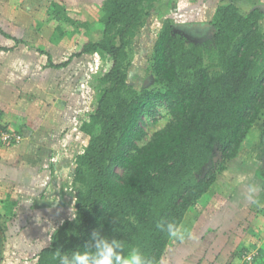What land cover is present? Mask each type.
Listing matches in <instances>:
<instances>
[{"label":"trees","instance_id":"1","mask_svg":"<svg viewBox=\"0 0 264 264\" xmlns=\"http://www.w3.org/2000/svg\"><path fill=\"white\" fill-rule=\"evenodd\" d=\"M161 1L104 0L97 41L88 37V19L69 11L64 0H52L46 8L45 19L59 39L79 35L77 50L62 63L37 49L48 68L66 69L86 55L105 57L90 82L97 88L94 111L79 119L78 131L88 142L72 157L75 219L55 230L32 264H59L58 248L83 250L93 232L121 239L127 249L139 248L153 261L164 258L173 239L157 224L183 223L189 213H203L218 175L244 152L255 124H264V11L259 8L243 13L235 3L219 6L206 42L190 41L168 21L154 45L152 85L139 91L129 83L134 42ZM0 34L14 43L0 45V52L26 44L1 26ZM160 105L172 120L147 140L145 118ZM0 131L9 130L0 126ZM257 157L264 161V155ZM5 242L0 222V264ZM252 253L249 263L255 264L262 252Z\"/></svg>","mask_w":264,"mask_h":264},{"label":"rangeland","instance_id":"2","mask_svg":"<svg viewBox=\"0 0 264 264\" xmlns=\"http://www.w3.org/2000/svg\"><path fill=\"white\" fill-rule=\"evenodd\" d=\"M13 1L17 2L18 0H8L10 5L6 3L7 0H0V26L9 31L11 25L5 19L7 17H18L20 19L19 24L22 23L19 35L26 37L28 43L27 46H21V51L12 56L0 55V66L3 67V71L0 73V81L6 80L10 87L5 86L7 83L2 84L5 86L4 89L10 93H15V96L5 99V105L0 103V126L8 129V132L19 134L22 138L30 137L32 140H40L49 149L46 154H49L52 160H56V158H59V161L69 160L70 157H74V154L76 156L77 150H84L87 145L88 137H84L78 131L79 119L81 116L94 111L97 88H92L90 82L93 75L100 70L105 55L98 53L74 59L70 66L62 70L48 68L47 57L40 55L37 49L44 48L52 54L56 63H62L68 60L77 50L79 35L59 39L54 26L49 24L47 18L45 19L48 11L44 7H47L52 0H40V2L39 0H19L23 4L22 7H25L23 18L20 16L22 13L20 10H13L11 5ZM103 2L104 0H66L69 11L83 15L91 23L88 37L94 41L99 40L102 36L103 25L100 18ZM231 3L238 5L243 13L255 8L264 11V0H162L158 3V10L147 18L145 26L141 29L130 53L132 65L129 73V83L139 91L152 85L151 72L149 71L151 57L157 37L168 21L173 24L174 31L181 32L190 41L206 42L213 35L210 22L217 8ZM162 4L165 5L161 7ZM193 27L201 29L193 32L191 29ZM3 44L8 45L9 43L0 42V45ZM5 107H8L9 113L13 112V115H15L14 110L16 112L23 111L24 113L26 110L28 114L30 113L36 117L35 119L40 124L39 128L29 125L32 122L25 119L26 115L20 113H18L20 119L17 120L22 121V124L16 121L12 122L9 119V121H6L3 115L9 118L10 115L7 114V108L5 109ZM171 120L172 116L166 106H158L152 118H145L144 127L148 135L147 140L156 132L164 129ZM57 129L60 130L56 132ZM61 133L62 135H60ZM263 135L264 124L262 121H258L247 140L246 149L235 160L236 163L235 161L229 162L227 170L218 175L208 201L204 202L205 211L203 213H189L183 222L192 232L193 238H186L183 242L173 239L163 258L164 264H173L174 257L180 252L182 254L184 252L189 253L188 260L193 261V255H199L203 250L201 251L200 246L190 245L191 242L200 241L209 233V230L215 228H219V231L210 234V237L208 236L215 239L211 241L210 245H207L210 252H214V258L211 259L213 264H251L247 262V257L250 254L252 256L255 254L252 251L254 249L260 252L264 250V247H261V241L256 243V240H254L249 226L252 225V219L255 220L259 218L257 217L259 213H264V207L253 205L246 199L247 185L262 183L256 178V167L252 169V165L254 164L253 159L259 163L258 154L264 155ZM3 144L4 146L0 145L3 147L2 149H7L6 143ZM64 148L66 150L72 148V150L65 151ZM255 154L256 158H252ZM218 157L215 158V162L218 161ZM261 164L262 162L259 163L258 168L261 167ZM237 166L240 168V172L237 171ZM228 167L231 168L230 172H228ZM245 172L248 173L244 175ZM65 183L58 191L53 190L51 194L49 193L46 201L49 197L51 201L49 203H52L54 207V205H60L62 200L66 204L68 203L73 211L76 190L72 188L70 182ZM259 194L264 198V190ZM227 209L228 211L233 210L232 213L235 217L226 219L229 218L225 215L228 214ZM71 213L54 217L56 225L59 227L66 219L74 221L75 210ZM4 220L6 218L1 215L0 222L2 224ZM263 222L264 218L260 222L262 223L261 229L264 227ZM45 224L44 229H46V232L42 231L45 239L41 248L51 244L52 235L57 227L54 226L53 221L48 222L47 218ZM247 228L250 229L248 233H246ZM224 230L227 232L224 233ZM233 232L235 236L232 235ZM26 235L30 234H22L21 236L26 239ZM38 235L35 234V236ZM261 235L264 236V230H262ZM30 236H34V234ZM244 238L245 240H243ZM241 244L244 247H241ZM10 246L12 247L9 253L12 257L20 256V253L25 251L24 248H18L15 244L11 243ZM184 246L189 247L187 249ZM260 258L263 259V255ZM261 259L255 264H264L260 262ZM22 260V257L20 259L18 257L20 263ZM24 260H28V257ZM2 263L14 264L12 258H8Z\"/></svg>","mask_w":264,"mask_h":264},{"label":"crops","instance_id":"3","mask_svg":"<svg viewBox=\"0 0 264 264\" xmlns=\"http://www.w3.org/2000/svg\"><path fill=\"white\" fill-rule=\"evenodd\" d=\"M64 1L66 2V0ZM6 3L9 4L8 0ZM11 5L13 6V10H20V12H22L20 16L23 18L25 14V11H24L25 7H22L23 4L18 0L17 2L13 1V4ZM43 6L44 4L42 5V7ZM47 7H44V8H47ZM5 20L8 21V23H10L11 25L9 27L10 29L8 31L4 27L3 28L1 27V28L4 29L6 33H10V35L18 39H23L26 42V44L21 45V46H27V43H28V40H26L27 38L19 35L20 33L19 29L21 28V25H22V23L19 24L20 19H18V17L17 18L7 17V19ZM0 42L2 43L6 42L10 44V45L3 44L1 46H13L14 45L13 41L7 40L1 34H0ZM21 46L15 47L14 50L11 52H0V55L12 56L16 54L17 52L21 51L20 50ZM2 71H3V67L0 66V73ZM2 84L4 85L6 84L5 86H8L9 83L6 82V80L0 81V103L4 104L6 103L5 99L15 96V93L14 92L10 93L6 91V89H4L5 86H3ZM5 109L8 112L7 114L10 115V118L3 115L6 121H9V120L12 122L16 121L19 124H22V121L17 120V119H20L18 116L19 115L18 113H20V114L26 115L25 119L32 122V124H29V125H33L34 128L40 125L38 120L35 119L36 117L32 116L30 113L28 114L26 110H25L26 114L23 111L16 112L14 110L15 115H13V112L9 113L8 107H5ZM31 112H34V111H31ZM59 130L57 129L55 131L58 132ZM33 133H34V130H33ZM39 133L41 135L40 131ZM60 135H62V133ZM0 145L4 146V144H0ZM45 146L46 145L40 140H32L30 139V137H27L26 139L23 137L20 144L8 146L7 149H2L3 147L0 146V214L3 215V218H6V220L3 221V226L6 229V242L4 243V250H3V259H4L3 261L4 262L5 260H8V258H12V261L14 262V264L15 263L17 264L34 263L36 255L42 249L41 248L42 245H44L45 237H44L43 232H46V229H44L46 227V224H45L46 218L48 222L53 221V224L56 227L57 225L54 221L55 219L54 217L65 216L70 212L73 213L75 210V205H73L74 208L72 211V208H70V205H68V203L66 204L62 200L60 203L61 206L54 205V207L52 206V203H49L50 201L49 197H48V201H46L47 196L49 195V193L51 194L53 190L56 192L58 191V189H60V187L64 186L65 182L66 183L73 182L74 164H72L73 163L72 157H70L69 160L65 159V160L59 161V158H56V160H52V157L49 156V154H46L47 150L49 149ZM68 150H72V148H68L67 150L65 149V151H68ZM260 162L261 161H259V163ZM253 163L254 164L252 165V169H255L256 167L255 169L256 178L264 184V161H262L260 168H258L259 163H257V161L253 160ZM230 170L231 168H229L228 172H230ZM237 171L240 172V168L238 166H237ZM247 173L248 172H245L244 175H246ZM243 177H247V176H243ZM238 181L239 180L237 179V182ZM232 212L233 210H229L228 214H225L226 216H229V218H226V219L235 217L234 213ZM257 217L259 218H256L255 220L252 219V225H249V226L252 230V234L254 236V240H256V243H259L261 241L260 242L261 247H264V236L261 235L262 230H264V227L263 229H261L262 223H260L262 219L264 218V213L262 212L259 213ZM67 220L68 219H66L65 221ZM57 228L58 226L56 227V229ZM248 228H247L246 233H248L250 230ZM215 229H218V230L216 231ZM215 229H214L215 233H217L219 231V228H215ZM226 232L227 231L224 230V233ZM22 234L24 235L34 234V236L26 235V239H24L21 236ZM35 234H39V235L35 236ZM40 234H43V235L41 236ZM232 235L235 236V233L233 232ZM224 236L223 238L225 239L226 236L225 237ZM31 238L32 240H30ZM214 239H215L214 237L207 238V243L205 244H203V241H201L200 239V242L197 243L198 245L194 244V246L196 247L200 246L201 251L202 250L203 251L201 252V254L199 255L197 254L198 256L193 255V261L188 260L189 253L187 254L186 252H184L185 254L184 255L182 254V252H180L177 254V256L174 257L173 264H213V261L211 259L214 258V252H210V249L207 245L208 244L210 245L211 241H213ZM226 240H227V237H226ZM243 240H245V238ZM11 243L13 245L15 244L18 248H24L25 251L20 253V256L12 257L11 253H9L10 248L12 247L10 246ZM190 245H193V244L191 243ZM187 247L184 246V248H187ZM207 247L209 251H207ZM241 247H244L243 244H241ZM38 248L40 249L39 251H38ZM221 250L222 249L220 248V251ZM262 255L264 259V250L262 251ZM18 257L19 259L22 257L23 260L21 261V263L20 261H18ZM26 257H28V260H24Z\"/></svg>","mask_w":264,"mask_h":264},{"label":"clouds","instance_id":"4","mask_svg":"<svg viewBox=\"0 0 264 264\" xmlns=\"http://www.w3.org/2000/svg\"><path fill=\"white\" fill-rule=\"evenodd\" d=\"M264 185L250 183L247 185L246 199L253 205L264 207V198L259 194ZM75 219V217H73ZM157 228L165 232L170 238L183 242L186 238H193L192 232L185 223L176 221H160ZM64 252L58 248L55 258L59 264H164L163 258L153 261L145 256L139 248L127 249L121 239L112 238L101 232H93L89 245Z\"/></svg>","mask_w":264,"mask_h":264},{"label":"built area","instance_id":"5","mask_svg":"<svg viewBox=\"0 0 264 264\" xmlns=\"http://www.w3.org/2000/svg\"><path fill=\"white\" fill-rule=\"evenodd\" d=\"M22 141V137L17 134V133H13V132H3L0 131V143H6V144H12V145H18L20 144ZM252 255H249L247 257V262H250L252 260Z\"/></svg>","mask_w":264,"mask_h":264},{"label":"water","instance_id":"6","mask_svg":"<svg viewBox=\"0 0 264 264\" xmlns=\"http://www.w3.org/2000/svg\"><path fill=\"white\" fill-rule=\"evenodd\" d=\"M218 158H220V156H219ZM215 160H216V159H215Z\"/></svg>","mask_w":264,"mask_h":264}]
</instances>
